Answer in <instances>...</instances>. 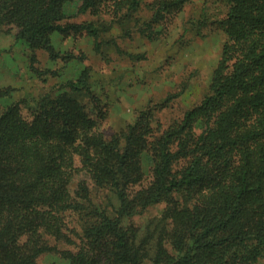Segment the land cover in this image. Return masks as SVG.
I'll list each match as a JSON object with an SVG mask.
<instances>
[{"label": "rangeland", "instance_id": "rangeland-1", "mask_svg": "<svg viewBox=\"0 0 264 264\" xmlns=\"http://www.w3.org/2000/svg\"><path fill=\"white\" fill-rule=\"evenodd\" d=\"M164 1L140 0L132 9L113 3L85 12L78 10L81 0L67 1L61 23L90 22L97 35L75 28L50 31L52 52L16 40L14 27L0 31V118L12 119L36 161L47 163L48 178L56 180L47 204L53 215L50 248L36 264H127L112 236L96 229L100 214L118 219L139 264H177L185 257L192 207L183 205L182 192L146 202L157 145L181 129L186 112L209 94L219 65L232 64L237 49L250 47L249 27L225 22V0H184L170 7ZM249 34L259 38L256 30ZM81 75L85 86L71 91L67 83ZM59 96L62 104L46 112L45 121L41 108ZM197 125L192 132L200 131ZM133 127L138 148L126 153L124 170L116 175L124 189L122 205L109 168L125 152ZM176 134L170 144L175 149ZM186 161L177 157L174 168ZM205 191L203 185L191 194L197 198ZM227 249H208L182 264H221V258L222 264H264L234 258ZM68 253H76L72 263Z\"/></svg>", "mask_w": 264, "mask_h": 264}, {"label": "trees", "instance_id": "trees-1", "mask_svg": "<svg viewBox=\"0 0 264 264\" xmlns=\"http://www.w3.org/2000/svg\"><path fill=\"white\" fill-rule=\"evenodd\" d=\"M67 1L74 0H0V31L14 27L16 40L43 45L50 52V31L75 28L96 37V27L90 22L61 23L66 16L62 5ZM81 1L78 10L85 12L110 9L113 3H124L132 9L140 0ZM225 1V22L248 26L246 45L249 47L250 41V47L237 49L232 64L219 65L209 94L186 112L181 129L158 143L154 184L146 197V202H150L162 194L179 191L183 205L189 203L192 207L185 257L177 264L192 261L196 253L212 248H228L234 258L247 262L264 259V0ZM183 2L165 0L163 6H179ZM252 30L259 36L255 41L249 34ZM85 84L86 77L81 75L76 81H69L67 87L76 91ZM61 99L64 98L59 96L50 102L51 106L41 108L42 113L61 105ZM11 120L9 116L0 118V264H36L38 256L50 248L47 228L53 215L47 204L56 180L48 178L47 163L40 165L36 161L26 136L18 135ZM44 120L47 121V114ZM196 122L198 133L191 131ZM180 132L185 135L180 136ZM130 133L125 152L119 153L109 168L111 184L122 205L124 189L116 175L123 172L126 153L138 148L139 141L134 127ZM143 133L139 136L143 137ZM174 133L177 149L170 145ZM139 151L136 149V153ZM177 157H187L179 169L174 168ZM203 185L205 195L194 198L191 191ZM98 220L96 229L112 236L119 258L127 264H139L137 256L128 250L118 219L100 214ZM68 254L72 263L76 253ZM223 260L226 258L218 261L222 264Z\"/></svg>", "mask_w": 264, "mask_h": 264}]
</instances>
